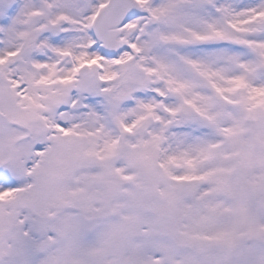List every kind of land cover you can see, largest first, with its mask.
I'll use <instances>...</instances> for the list:
<instances>
[{
    "label": "snow or ice",
    "instance_id": "snow-or-ice-1",
    "mask_svg": "<svg viewBox=\"0 0 264 264\" xmlns=\"http://www.w3.org/2000/svg\"><path fill=\"white\" fill-rule=\"evenodd\" d=\"M0 264H264V0H0Z\"/></svg>",
    "mask_w": 264,
    "mask_h": 264
}]
</instances>
